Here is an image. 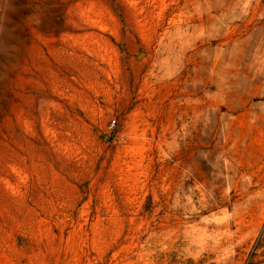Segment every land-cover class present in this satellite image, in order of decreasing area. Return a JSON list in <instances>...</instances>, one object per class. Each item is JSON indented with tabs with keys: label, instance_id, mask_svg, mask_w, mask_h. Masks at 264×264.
Masks as SVG:
<instances>
[{
	"label": "rangeland",
	"instance_id": "1",
	"mask_svg": "<svg viewBox=\"0 0 264 264\" xmlns=\"http://www.w3.org/2000/svg\"><path fill=\"white\" fill-rule=\"evenodd\" d=\"M0 264H264V0H0Z\"/></svg>",
	"mask_w": 264,
	"mask_h": 264
}]
</instances>
